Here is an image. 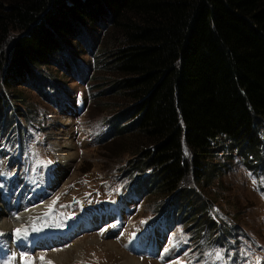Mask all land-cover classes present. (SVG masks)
<instances>
[{"label":"trees","instance_id":"1","mask_svg":"<svg viewBox=\"0 0 264 264\" xmlns=\"http://www.w3.org/2000/svg\"><path fill=\"white\" fill-rule=\"evenodd\" d=\"M105 23L111 49L97 66L111 73L103 97L120 108L105 140L120 144L113 160L137 159L121 176L138 178L139 197L171 198L155 210L194 229L199 254L236 249L249 235L237 224L223 230L209 189L226 171L219 153L264 170V0H0L3 128L11 103L29 117L11 90L53 86L40 68Z\"/></svg>","mask_w":264,"mask_h":264},{"label":"rangeland","instance_id":"2","mask_svg":"<svg viewBox=\"0 0 264 264\" xmlns=\"http://www.w3.org/2000/svg\"><path fill=\"white\" fill-rule=\"evenodd\" d=\"M110 28L107 23L94 32L90 28L86 41L70 46L74 54L63 60L53 59L52 65L40 68V74L53 84L51 89L28 80L34 88L20 84L11 90L24 100L19 107L29 117H20L11 103L6 115L13 117L12 123L3 128L0 120V264H24V256L32 264H44L41 256L52 264H127L132 259L138 264L192 263L191 250L185 251L175 243L183 241V236L190 239L185 233L187 225L177 226V233L183 236L174 239L172 232L166 234L160 224L151 223L158 211L156 204L162 206L171 198L148 194L144 202L122 200L121 181L110 175L116 174L114 171L124 173L137 160L132 155L122 161L113 160L120 145H112L117 139L99 141L109 128L108 121L120 111L119 101L103 97L104 80L111 73L97 66L98 60L109 59ZM12 36L6 51L17 37ZM76 95L80 97L78 104ZM32 125L35 136L27 153L21 155L19 148L9 151L6 143L10 148L20 147L21 129L31 130ZM226 155L218 154L216 160L226 163V171L209 189L217 202L214 211L221 214L218 222L223 230L237 224L250 236L249 244L264 246V194L257 184L260 180L250 170L249 174L237 153L230 159ZM48 226L56 236H52L53 242L35 249L34 254L23 250V243H14H27L34 237L28 234L15 239V229L28 233ZM193 230L188 233L194 235ZM41 242L43 238L38 244ZM237 248V252L246 251L243 244ZM234 250L224 254L221 248H209L202 257L215 260L219 252L222 259L215 261H230ZM259 254L263 260L264 251ZM257 262V256L250 255L244 264Z\"/></svg>","mask_w":264,"mask_h":264},{"label":"snow or ice","instance_id":"3","mask_svg":"<svg viewBox=\"0 0 264 264\" xmlns=\"http://www.w3.org/2000/svg\"><path fill=\"white\" fill-rule=\"evenodd\" d=\"M0 235H3V233H0ZM26 235H27V232L22 230V229H20V228L15 229L14 232H13V236H14L15 239L23 238ZM216 257L218 259H222V257L220 256L219 252L216 253ZM22 259L24 260V264H32V261L27 256L22 257ZM40 260L42 262H44V264H52L51 261H45V258L43 256L40 257ZM257 264H259V262H257Z\"/></svg>","mask_w":264,"mask_h":264},{"label":"bare ground","instance_id":"4","mask_svg":"<svg viewBox=\"0 0 264 264\" xmlns=\"http://www.w3.org/2000/svg\"><path fill=\"white\" fill-rule=\"evenodd\" d=\"M69 158V157H68ZM72 160L71 159H69V162H71ZM37 238V240L40 242L41 241V239L43 238V241H44V238H45V235H41V233L40 234H38V235H35L33 238H32V240L30 241V242H27L26 243V246L28 247V248H31V247H34V246H40L43 242H41V244H38V241L37 240H35ZM131 260V259H130ZM129 260V261H130ZM127 264H138L135 260L133 261V259L130 261V262H128Z\"/></svg>","mask_w":264,"mask_h":264}]
</instances>
